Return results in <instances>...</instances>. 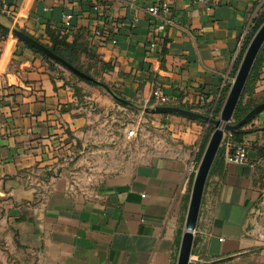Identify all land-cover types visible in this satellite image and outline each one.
<instances>
[{
  "label": "crops",
  "instance_id": "crops-1",
  "mask_svg": "<svg viewBox=\"0 0 264 264\" xmlns=\"http://www.w3.org/2000/svg\"><path fill=\"white\" fill-rule=\"evenodd\" d=\"M161 3L169 7L171 25L158 32V21L145 9ZM4 4L0 264H176L190 197L192 149L199 147L207 124L156 114L177 138L175 151L121 169L101 165L100 147L92 138L123 108L105 89L64 69L51 72L14 32L48 46L51 37L64 39L91 53L82 60L95 67L96 81L132 107L199 112L229 89L239 37L264 12V0ZM156 89L164 103L154 99ZM263 99L264 61L250 94L253 102ZM256 115L239 141L229 138L221 144L222 155L205 184L190 264H264V110ZM237 144L247 148L246 165L225 163V154ZM90 169L100 172L95 173L97 184L76 194L72 179Z\"/></svg>",
  "mask_w": 264,
  "mask_h": 264
},
{
  "label": "water",
  "instance_id": "water-1",
  "mask_svg": "<svg viewBox=\"0 0 264 264\" xmlns=\"http://www.w3.org/2000/svg\"><path fill=\"white\" fill-rule=\"evenodd\" d=\"M14 34L18 39L28 44L35 50L39 51L43 55L57 61L68 71L78 76L79 78L89 82H95L93 78L88 77L87 75L79 72L78 70L67 64L65 61L54 55L47 47H45L43 44L39 43L35 39L29 37L28 35L22 32L15 31ZM263 45H264V21L253 35L252 39L250 40L242 56V59L235 73L234 79L224 99L217 120H213L210 117H205L198 112L179 108V107L155 106L152 109H150L151 113L153 114H176L190 119L201 120L204 121L206 124H211L215 127L208 139V142L200 159L199 165L194 174V179L191 187V193L189 197L183 233L179 244L176 264H190L191 262L194 231L198 220L205 184L209 176L211 167L216 158V155L218 153V150L223 142L225 133H231L237 130L238 128L242 127L252 116L264 110V102H263L255 106L253 109H251L244 116L242 120H240L236 124H230L234 111L239 103L245 85L247 83V80L250 76L252 68L255 64V61ZM113 98L118 102L125 103L124 101H122L117 97H113ZM147 110L149 109H146V111ZM0 197H3V195H0Z\"/></svg>",
  "mask_w": 264,
  "mask_h": 264
},
{
  "label": "rangeland",
  "instance_id": "rangeland-1",
  "mask_svg": "<svg viewBox=\"0 0 264 264\" xmlns=\"http://www.w3.org/2000/svg\"><path fill=\"white\" fill-rule=\"evenodd\" d=\"M256 31H253L252 28L250 29L247 39L241 49L239 55L240 57L236 61L237 68L250 40ZM59 69L61 70L63 68L59 67ZM234 76L235 74L233 75V79ZM121 108H123V110H117L119 112L114 118V121H112L110 118H107L106 122L102 123L103 125L97 128L96 134L92 138L94 141H96L98 147H100L99 149H96V153L98 158L97 161L101 165L108 167L112 166L121 169L124 166L131 167L144 162L157 154L175 151L174 148L178 144L177 138L174 137L172 132L168 130L167 122H162L161 120L157 119L156 114L151 113L150 109H152L153 106H151L147 111H143L138 107L130 108L121 106ZM218 117L219 114L215 120H217ZM230 124H235L233 117ZM207 125L212 126L214 130L215 127L213 125ZM209 128L208 130L205 129L203 138L208 136L209 139L212 133V131H209ZM131 132H133V135L129 136ZM227 135L228 133H225V136ZM197 147L198 145L192 149V167H194V172H192L193 175L191 176L190 181V193L194 174L202 157L201 155L200 159L198 160L200 144L199 147ZM95 167L97 168L98 166ZM81 172L82 176L77 175V177H74L71 181V185L76 194L85 193L88 190L91 191L92 188L97 184L95 173H100L97 172V169H90Z\"/></svg>",
  "mask_w": 264,
  "mask_h": 264
},
{
  "label": "trees",
  "instance_id": "trees-1",
  "mask_svg": "<svg viewBox=\"0 0 264 264\" xmlns=\"http://www.w3.org/2000/svg\"><path fill=\"white\" fill-rule=\"evenodd\" d=\"M264 21V12L260 15V17L257 20L253 21V26H252V30L256 31L260 25L262 24V22ZM52 39V43L50 46L48 45H44L45 47H47L54 55H56L57 57L61 58L63 61H65L67 64H69L70 66H72L73 68H75L76 70H78L79 72L87 75L90 78H93L95 80V82H89L86 81L84 79L79 78L78 76L73 75L70 71H68L65 67H63L60 63H58L57 61L53 60L50 57H47L45 55H43L42 53H40L39 51L35 50L34 48H32L31 46H29L28 44H24L27 48H29L30 50H32L33 52L39 54L42 56L43 60L46 62V64L48 65V69L51 72H55L57 73L60 72L61 70L60 68H63L64 70H66L67 72H69L71 75H73L75 78H77L80 81H83L87 84L93 85V86H99L103 89H105L107 92H109L113 97H117L116 94L112 91L111 87H109L108 85H106L105 83H103L101 80L96 81L97 77H98V72L96 71L95 67H93L92 65H90L89 63H87L86 61L82 60L83 59H89L92 54L82 51L80 50L76 45L74 44H69L67 43L64 39H57L54 37H51ZM244 49V48H243ZM240 57V56H239ZM238 57V59H239ZM237 59V60H238ZM264 61V45L261 48L259 55L255 61V64L252 68V71L250 73V76L247 80V83L245 85V88L243 90V93L241 95V98L239 100V103L234 111L233 114V121L236 124L237 122H239L240 120H242L244 118V116L251 110L253 109L255 106L261 104L264 102V99L262 101L259 102H253L252 100H250V94H251V90H252V81L254 80V78L256 77V73L258 71V69L260 68V66L262 65ZM100 66L102 67L103 70H108L109 67L108 65L102 63L100 60H98ZM237 69V65L235 64L234 70H233V75L235 74V71ZM228 91V87L227 89L222 93V95L219 97V99L217 100L216 104L213 103H206L204 106L201 107V109L199 110V113L205 117H210L211 119L215 120L216 117L218 116L222 104L224 102L225 96H226V92ZM118 98V97H117ZM118 102V101H117ZM118 104L122 107H132L130 104L128 103H123V102H118ZM188 110H191L190 108H186ZM174 116H179V115H174ZM257 115L252 116L242 127L238 128L237 130L229 133L227 136L224 137L223 143L224 144L226 142V140H228L229 138H232L234 140L239 141L240 137L245 134V132L242 130L247 124H249ZM181 117V116H179ZM185 118V117H183ZM188 120L191 121H196L202 124H206L204 121L201 120H197V119H190V118H186ZM211 127V128H209ZM212 131L213 132V127L210 125H207L206 130ZM208 140V136L204 137L200 143V147H199V154H198V160L200 159L202 152L205 148L206 142ZM223 152V145H221L220 150L217 153V156L215 158L214 163L216 162V160L218 159V157H220L222 155ZM214 167V164L212 166V169ZM211 169V172H212Z\"/></svg>",
  "mask_w": 264,
  "mask_h": 264
},
{
  "label": "built area",
  "instance_id": "built-area-1",
  "mask_svg": "<svg viewBox=\"0 0 264 264\" xmlns=\"http://www.w3.org/2000/svg\"><path fill=\"white\" fill-rule=\"evenodd\" d=\"M5 1L6 0H0V9H5ZM194 3H198V4H204L206 2V0H192ZM226 1V0H224ZM169 11V7L167 4L165 3H161L159 5H153V6H148L145 9V12L147 13V15L153 19H155L156 21H158V24L156 26V31L158 32H163L167 26L171 25V22L169 19H167V13ZM64 27L68 28L70 25V17L67 16L64 20ZM249 34L248 29L245 30L239 37V41L237 44V49L236 52L234 54L233 57V61L236 62L238 56L240 55L241 49L247 39V36ZM156 42L157 41H153L149 44V51L150 52H154L155 47H156ZM233 81V78L230 81V85ZM225 87V85L222 86V89ZM153 97L156 101L164 103L166 101V99L164 98V96L162 95V93L156 89L153 92ZM133 132H131L129 134V136H132ZM225 137V136H224ZM225 163L227 164H235V165H246L248 162L247 159V148L244 144H237L235 145L229 152H227L225 154ZM192 169H194V167H191ZM194 172V171H192Z\"/></svg>",
  "mask_w": 264,
  "mask_h": 264
}]
</instances>
